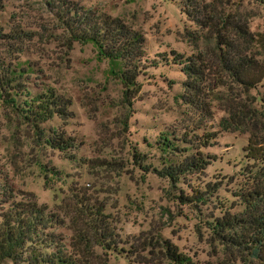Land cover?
Segmentation results:
<instances>
[{"label": "rangeland", "instance_id": "obj_1", "mask_svg": "<svg viewBox=\"0 0 264 264\" xmlns=\"http://www.w3.org/2000/svg\"><path fill=\"white\" fill-rule=\"evenodd\" d=\"M71 1L120 17L142 33L139 86L126 89L118 78L119 63L97 56L93 44L74 42L67 49L44 0H0V32L18 25L33 35L17 45L0 40V56L23 69L20 88L31 95L51 88L69 101L70 113L66 119L52 116L35 131L0 100V172L17 198L34 199L57 214L60 224L48 231L67 249L87 229L110 233L108 243L113 240L116 251L91 240L87 264H173L158 248L147 252V244L159 236L192 264H217L222 249L211 239L207 222L242 208L234 192L241 183L247 135L219 129L223 112L215 101L208 118L185 105L180 99L185 76L173 63L176 54L200 51L216 69L212 39L182 12L179 0ZM240 11L247 14L251 32L264 30L261 8L241 0ZM250 93H264V80ZM52 131L75 147L50 148L44 138ZM181 131L216 135L207 146H198L209 159L205 168L172 181L158 171L167 160L178 164L190 151L182 143L163 151L156 141ZM179 194L193 195L182 202Z\"/></svg>", "mask_w": 264, "mask_h": 264}, {"label": "trees", "instance_id": "obj_2", "mask_svg": "<svg viewBox=\"0 0 264 264\" xmlns=\"http://www.w3.org/2000/svg\"><path fill=\"white\" fill-rule=\"evenodd\" d=\"M44 1L67 49L74 42L93 44L97 56L119 63L118 78L126 89L139 86L136 79L143 68L144 41L141 32L120 17L85 8L71 0ZM250 1L264 12V0ZM179 4L199 31L212 39V50L218 59V66L213 69L200 51L186 57L173 56V63L180 66L185 76L181 101L207 118L215 101L223 112L219 129L247 135L243 147L245 164L238 170L241 183L234 192L242 208L235 212L225 210L207 222L211 239L222 249L217 264H264V93H250L264 80V30L256 33L249 30L248 16L240 11L241 0L236 4L231 0H179ZM32 36L18 25L6 33L0 32L1 42L16 45ZM22 72L21 67L12 66L0 56V100L5 108L35 131L52 116L69 117V101L53 89L31 95L20 88ZM50 133L44 138L50 148L62 152L75 147L73 140ZM215 135V131L201 135L181 131L159 136L156 144L160 150L176 149L175 143H182L190 153L176 165L167 160L158 173L177 181L186 171H201L209 159L202 156L198 146H207ZM192 195L179 194L177 198L189 202L188 196ZM94 214L102 216L96 211ZM60 222L57 214L48 211L45 205L28 197L17 198L0 172V264H87L84 254L89 251L91 240L116 251L114 241L108 243L110 233L104 235L88 229L77 235L75 247L67 249L60 238L48 231ZM147 246L148 253L151 248H158L162 258L173 264H192L190 257L166 238L159 236ZM143 263L157 264L151 260Z\"/></svg>", "mask_w": 264, "mask_h": 264}]
</instances>
